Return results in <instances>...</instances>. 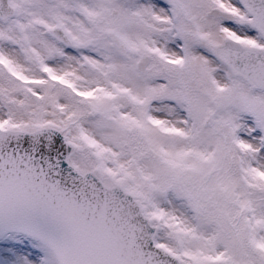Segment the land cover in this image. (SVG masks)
Returning a JSON list of instances; mask_svg holds the SVG:
<instances>
[{"label":"snow or ice","instance_id":"1","mask_svg":"<svg viewBox=\"0 0 264 264\" xmlns=\"http://www.w3.org/2000/svg\"><path fill=\"white\" fill-rule=\"evenodd\" d=\"M0 264H264V0H0Z\"/></svg>","mask_w":264,"mask_h":264}]
</instances>
